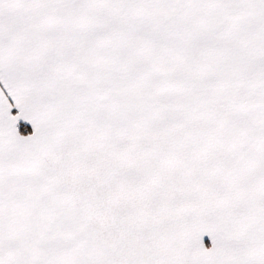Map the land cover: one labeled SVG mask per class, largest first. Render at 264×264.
<instances>
[{"label":"snow or ice","instance_id":"snow-or-ice-1","mask_svg":"<svg viewBox=\"0 0 264 264\" xmlns=\"http://www.w3.org/2000/svg\"><path fill=\"white\" fill-rule=\"evenodd\" d=\"M0 264H264V0H0Z\"/></svg>","mask_w":264,"mask_h":264}]
</instances>
